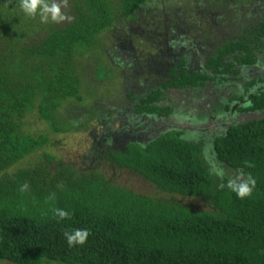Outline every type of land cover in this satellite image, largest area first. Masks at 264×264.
Instances as JSON below:
<instances>
[{"label":"trees","instance_id":"1","mask_svg":"<svg viewBox=\"0 0 264 264\" xmlns=\"http://www.w3.org/2000/svg\"><path fill=\"white\" fill-rule=\"evenodd\" d=\"M154 1L160 0H58L65 19L41 23L38 15L20 10L19 0H0V262L264 264V88L258 87L246 106L236 105L232 111L263 110L260 118L227 125L209 145L206 135L191 139L182 128L135 138L124 134L130 129L126 121L111 129L108 119L113 115L108 112L104 130L91 137L86 168L43 151L37 164L8 173L51 144L47 135L26 132L28 115L44 120L55 133L76 130L67 122L83 116L75 103L83 101L85 79L97 81L87 76L91 61L93 71L101 63L106 73L113 70L105 60V39ZM254 31L223 41L206 68L236 75V65L255 63V54L264 50V21ZM98 41L102 58L88 52ZM171 75L138 96L139 90L126 93L136 100L134 112L168 116L171 108L158 105L164 90H188L213 79L186 71L175 75L172 70ZM243 97L222 103L224 113ZM92 107L86 119L96 117L97 107ZM74 110L81 116L75 117ZM64 117L71 119L61 122ZM98 161L133 173L169 198L113 182ZM245 161L254 166L246 167ZM217 167L224 170L223 178L215 175ZM238 170L256 181L244 199L226 186ZM24 182L29 187L21 192ZM174 195L198 198L209 209L193 208ZM53 208L70 216L58 220ZM74 228L87 229L89 235L83 245L70 248L63 233Z\"/></svg>","mask_w":264,"mask_h":264},{"label":"rangeland","instance_id":"2","mask_svg":"<svg viewBox=\"0 0 264 264\" xmlns=\"http://www.w3.org/2000/svg\"><path fill=\"white\" fill-rule=\"evenodd\" d=\"M218 2L221 4H218ZM151 5V8H149L147 12L145 10L139 18L136 20H129L122 26H118L112 34L110 32L111 38L105 39V60L114 67L113 70H111V68L108 70L107 73H109V76L102 67L103 63L98 64L93 71L95 61H91L87 76L90 77L94 75L93 79L97 81L89 82L92 79L88 81L85 79L81 90L83 101L79 103L80 105L75 103L76 106H79L76 109H81L83 116H81V113H77L74 110L75 117L81 116V118L71 119V117H64L65 119L61 120V122H65L67 119H71L67 124H73L72 127L76 128V130L55 133L44 120L36 116L28 115L24 124L26 132L34 136L40 134L47 135L51 144L43 149L37 150L35 154L29 155L27 158L13 165L8 169V173H14L19 168L37 164L39 162L38 157L44 154L43 151L55 156L56 159L64 163L76 164L79 168H86L90 165L86 155L89 153L92 145L91 137L92 135L100 134L101 131L104 130L102 122L105 118L107 119L108 112L113 115L109 120L111 129L118 128L119 115L117 114L122 113L121 109L124 107L129 109V103L136 101L132 96H130V98L127 97L126 93L130 91L135 93L139 90L135 93L138 96V93L141 94L146 91V87L141 90L139 86L142 82L151 83L153 88H157L162 83V80L165 82L170 78V76L166 78L164 72L160 74H155V72H143L138 76V79L134 75L132 76L134 72H131V67L133 66L130 62L133 58L131 57V52L128 50V46L130 45H128L127 41H132L133 46H141L143 42L140 43L139 40L148 39L147 32L142 33L140 30L138 31V29L134 31L137 23L142 25L153 23L157 26L159 22L161 24L164 22L166 19L165 15H168L173 22H179V18L182 20L181 23H183V19L185 18L186 20H184L187 22L184 24H195L192 28L198 25V29H191V31H187V33H189L190 37L191 35L194 36L195 42L204 47L201 57L208 59L223 41L226 39H236L240 36L243 37L246 34H254V29L259 26L260 22L264 21V0H161L157 3L155 1V3ZM257 5L258 10L255 8ZM206 6H209V8L212 7L211 10L217 13V16H214V14L210 15L207 10H204ZM210 16H212V18L214 17L217 24L214 23V19H211ZM149 28L150 30H155V27L152 25H149ZM150 40H147V44L151 45L152 41ZM145 44L138 47V52L139 48H141V50L146 48L144 47ZM123 47H125V49ZM100 49H102V43L98 41L93 44L88 52L99 54L102 58L104 54H100ZM137 54L141 59L146 58L145 55L140 53ZM144 54H146V52ZM262 57L264 58V54ZM182 58L181 55V58H176L174 62L176 63L177 59ZM196 60H198L197 57L194 60L195 63H197ZM184 61L187 65L191 66L193 64H191V62H193L192 60H190L191 62L187 60ZM143 65H147L148 68V63H144ZM151 65L152 64L149 63V67ZM194 67H187L191 74H193L195 70ZM235 70H238V73L236 75L230 74V79L225 85L207 80L203 85L190 87L188 90H177L173 88L164 90L163 97L158 105L169 106L171 108V113L168 115L169 117L183 118L187 121L186 126L182 127L186 133L185 135H189L191 139L198 134L206 135V141L209 145L212 141L213 134H207L204 130L198 131L196 127H199L201 124L204 126L208 123H213V126L208 125V128L219 130L222 123L221 126H217L218 123L213 122V117H217V115L224 112L222 109L224 100H230L231 97L236 95H244L241 100L234 102L233 106L235 105V107L233 109L231 108V110L235 111L236 105L242 107L247 105L248 100L247 95H245L248 93L246 92V89H248L246 85L247 82L260 77V81L255 83L256 85L248 91L255 92L258 87L264 88V59L259 60L254 66L247 69L243 66L239 67L236 65ZM97 71L99 72L97 73ZM111 74L114 75V77H111ZM93 104L97 107V115L95 114L96 117L92 116V118L86 119V116L92 113ZM240 108L241 107H239V110ZM71 111L73 112V110ZM211 111H213V113H211ZM61 112L59 113L62 114ZM262 112L263 110L254 112L253 114L239 111L232 113V111H230L223 114L229 115L231 113L229 117L232 116L233 120L236 121L235 123H241L253 118H260ZM179 122L182 123L183 120L181 119ZM83 123H85L84 126L81 125ZM168 124L169 127H171L170 129L178 127L175 123ZM209 156L211 157V154H209ZM210 157L209 160H211ZM96 164H98L100 170L106 173L113 182L123 184L138 192L169 198V196H166L164 193L158 192L156 187L152 184L135 176L131 172L123 169H113L104 162ZM174 196L193 208L209 209V206L198 198ZM0 264L13 263L2 261Z\"/></svg>","mask_w":264,"mask_h":264},{"label":"flooded vegetation","instance_id":"3","mask_svg":"<svg viewBox=\"0 0 264 264\" xmlns=\"http://www.w3.org/2000/svg\"><path fill=\"white\" fill-rule=\"evenodd\" d=\"M153 1V0H152ZM161 1V0H160ZM235 1V0H234ZM153 4L155 3L152 2ZM212 8V7H211ZM211 8H209V6L205 7L204 10H207L208 13L210 15L217 16V13H215L214 11L211 10ZM255 8H257L256 10H258V5L255 6ZM149 9L146 10V12ZM141 11H139L140 13ZM143 12H141L138 16L140 17V15ZM186 16V15H184ZM138 17V18H139ZM165 20L164 22L161 24L160 22L158 23L157 26H155V24H136V28L134 29V31H138L140 30L142 33L147 32L148 35V39L145 38L139 40L140 43L143 42V44L141 46H143L145 43L146 48L142 49L139 48V52H138V46H133V42L132 41H127L128 42V46L129 47V51L131 52V57L133 58L131 60V65L133 67H131V72H134L132 74V76L134 75L135 77L138 76L143 73V72H155V74H160L161 72H164V75L166 78H168L170 76V78H172V70L175 74H178L180 71H186L188 73L189 70L188 68L194 67L195 70L193 72V74H207L210 77H212L213 79H211L212 82H219L220 84H226V82L229 81V75L231 73H227V74H222V73H218L215 74L213 73L211 70L206 68V63L208 61V59L211 57H209L208 59H205V57H201V54L203 53V49L204 47L202 45H199L197 42H195L194 36L191 35V37L189 36V33H187V31H191V29H198V25L195 28H192L193 26H195V24L189 25V24H184L186 23L185 20L183 19V23H181L182 20H180L178 18L179 22H173L168 15H165ZM189 18V17H188ZM211 19H214V17L212 18V16H210ZM216 18V17H215ZM214 23L217 24V21L214 19ZM220 23V22H218ZM260 24V23H259ZM142 25V26H141ZM149 25H152L153 27H155V30H150ZM150 30V31H149ZM163 31V32H162ZM151 32V33H149ZM131 39V38H130ZM151 39V40H150ZM163 39V40H162ZM147 40L152 41V44H147ZM149 41V42H150ZM139 46V47H141ZM125 49V47H123ZM144 50V51H143ZM143 52V53H142ZM146 52V54H144ZM140 53L142 55H145V59H141L139 58L138 54ZM264 54V50H262V52L256 53L255 56L257 57V61L253 64H249V65H244L243 67L245 69L250 68L252 66H254L259 60H263L264 58L262 57V55ZM182 55V59H177L176 63L174 62L176 58H181ZM198 58L197 63L194 62L195 58ZM200 58V59H199ZM190 61L192 60L193 62H191V66L187 65V63L184 60ZM143 61V62H141ZM144 63H148V68L147 65H143ZM149 63L152 64L149 67ZM188 67V68H187ZM241 67V66H240ZM170 74H169V73ZM149 74V73H148ZM168 76V77H167ZM261 78H255L250 80L254 81L253 84H250L246 89L248 93H246L247 95V100L249 99V95L251 93H253V91H248L250 88L254 87L256 84L258 83L259 80ZM162 82H164V80H162ZM134 84V83H133ZM151 83H145L142 82L140 86L141 89H144V87H146L145 89L148 90L150 87L153 88L151 86ZM223 85V86H224ZM136 102V101H134ZM133 102V103H134ZM228 102L227 100H224L223 103ZM235 101L232 102V106L231 108L233 109L235 107V105L233 106ZM133 103H129V109H127L126 107H124L123 109H121L122 113L117 114L118 119L120 121H126L127 122V126L130 127V129H128V132H124V134L131 135L134 136L135 138H146V136H149L150 134H156V133H160L163 132L165 130L170 129L171 127H169L168 123H172V124H177L178 127L176 128H182L186 126L187 121L183 118H181L183 120L182 123H180L179 121H181L180 118H174V117H169V116H158L156 114H147V113H136L133 110ZM235 110V109H234ZM233 111V110H231ZM255 111H246L244 113H253L254 114ZM258 112V111H256ZM224 113V112H223ZM220 114L217 115V117L215 116L214 121L215 123H218L217 126H222L219 127V130H216L215 128H208L209 126H213L212 124H207V125H199V127H196L198 131L200 130H204L206 131L207 134H216L219 132H222L223 129H225V127L229 124L235 123L236 121L233 120L232 116L229 117V115H231V113L229 115H224V114ZM234 113V112H232ZM243 113V112H242ZM113 117V116H112ZM208 117V116H206ZM111 118H109L108 120H110ZM177 120V121H176ZM121 125V123L119 124V126ZM209 125V126H208ZM135 133H133V129H138Z\"/></svg>","mask_w":264,"mask_h":264},{"label":"clouds","instance_id":"4","mask_svg":"<svg viewBox=\"0 0 264 264\" xmlns=\"http://www.w3.org/2000/svg\"><path fill=\"white\" fill-rule=\"evenodd\" d=\"M61 3L58 0H19L20 10L27 16L35 17L39 16L41 23H47L50 20L62 21L65 16L61 11ZM246 167H253L250 162L245 161ZM215 175L223 178L225 173L222 168L214 169ZM255 178L250 173H245L243 170H238L235 175L229 177L226 181V186L237 198L244 199L251 195L255 188ZM29 185L24 182L20 185V191L24 192L28 189ZM54 217L58 220L70 216V212L62 208L52 209ZM68 246L71 248L76 245H83L89 235V231L84 228H74L72 230H65L63 233Z\"/></svg>","mask_w":264,"mask_h":264}]
</instances>
